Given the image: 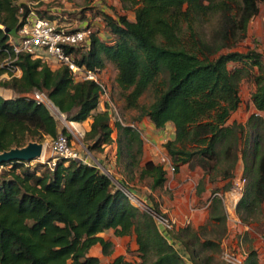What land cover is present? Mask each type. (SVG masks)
Listing matches in <instances>:
<instances>
[{"label": "trees", "instance_id": "obj_1", "mask_svg": "<svg viewBox=\"0 0 264 264\" xmlns=\"http://www.w3.org/2000/svg\"><path fill=\"white\" fill-rule=\"evenodd\" d=\"M118 1L122 8L134 11V18L99 10L108 37L100 38L93 30L88 43L74 47L77 62L89 68L113 63L124 104L138 108L137 120L146 115L156 127L173 123L174 136L163 146L175 170L179 163L194 161L205 166L217 160V143L222 138H232L235 143L242 127L235 121L226 123L240 102L242 69L230 67V62L258 67L250 94L255 110L264 112L262 53L255 48L231 49L245 36L262 0H234V7L226 0ZM228 9L234 11L229 14ZM29 11L26 3L0 0V58L14 55L8 42L10 29L16 31ZM208 11H222L213 30V37L220 38L215 43H209L194 26L195 20ZM223 48L228 50L221 51ZM13 64L18 65L20 74L0 78V85L21 94H0V151L40 141L45 135L54 139L59 131L71 139L65 127L58 129L46 105L24 94L37 87L46 90L67 120L81 122L91 116L85 135L93 140V146L110 144L115 131L117 159L124 153L125 167L129 171L136 167L139 178L150 177L151 188L164 184L167 177L162 164L152 158L142 160L143 139L138 127L113 121L108 107L97 108L98 83L74 80L65 65L53 69L28 52H20ZM4 71L8 69L1 65L0 73ZM161 73L165 76L155 99L148 105L141 104L139 97ZM252 115L263 119L259 113ZM230 146L225 147V156L231 152ZM31 161L0 162V168L9 167L0 172V264H183L180 252L167 237L181 239L174 227L164 233L152 213L133 204L100 167L60 158L53 168L40 172L42 163ZM243 162L248 180L236 211L245 210L248 216L264 201V149L260 151L258 142L244 152ZM119 181L129 186L125 178ZM210 204L208 219L224 223L221 198L214 195ZM149 205L165 215L156 203ZM109 228L117 236L134 234L139 260L120 253L102 263L98 255L90 253L96 244L103 255L113 252V242L101 234ZM193 236L198 240L196 234ZM182 242L190 249L193 264H205L197 261L199 253L188 241ZM200 245L203 248L216 243L205 239ZM242 264H260L255 249L247 250Z\"/></svg>", "mask_w": 264, "mask_h": 264}, {"label": "rangeland", "instance_id": "obj_2", "mask_svg": "<svg viewBox=\"0 0 264 264\" xmlns=\"http://www.w3.org/2000/svg\"><path fill=\"white\" fill-rule=\"evenodd\" d=\"M226 1L231 6H235L234 0ZM22 2L26 3L34 12L55 18L57 22L59 19L60 22L70 23V26L89 21L97 35L100 38H106L107 30L101 23V12L98 6L91 4V0H17V3ZM97 4L105 5L114 14L125 13L128 18H134V11L130 8H122L118 1L98 0ZM262 10H264V0L259 3V11ZM233 11L234 9H228L226 12L231 14ZM221 12L208 11L200 15L194 22L195 29L209 43H215L220 40L218 37H213V30L220 22ZM259 28V21H249L245 36L239 39L231 49L245 51L248 48H255L262 53L261 60L264 63V35L257 36ZM228 31L231 33V29ZM225 50H228V48L221 49V51ZM2 58H0V62ZM49 65L54 66V69L56 67V63L53 62H49ZM229 66L240 67L242 69L239 80L240 102L236 110L231 112L226 122L231 123L235 121L242 124V127L238 129L236 142H232V138L227 141L222 138L217 143V150L219 151L218 159L209 161L205 166L194 161L193 163H179L178 170L171 173L166 172L167 179L161 186L151 188V178L148 176L139 178L136 167L132 171H129L125 167L124 153L119 157V160L117 159V133L115 131L112 133L114 140L110 144H104L101 147L93 146V140L86 138L85 135V131L89 129L88 123L91 121V116L87 117L84 122L81 121L80 127H78L80 130H83V134L75 136L70 131V137L72 138L74 147L83 154L90 151L94 157L99 159L102 165L110 169L109 174H111L110 177L115 184L118 185L119 178H125L128 181L129 188L147 203H156L162 212L164 210L165 212L163 213L174 221L173 231L177 235L179 234L181 238L178 240V238L174 237L175 242H177L175 248L179 244L180 246H177V248L181 247L184 250L183 256L181 255L183 264H193V261L190 256V249L186 248L182 241H188L196 249L199 253L196 256L197 261H202L205 264H227L221 256L224 245L225 243L228 244V242L232 244L240 236L242 250L246 252V255L247 250L253 248L257 253L259 263L264 264V201L261 203L260 208L251 215L246 216L247 214L243 209L242 212L236 211L237 202L242 196L248 180L244 173V152L248 153L255 142L259 143L260 151L264 149V112L261 111L263 119L262 117L252 115L255 107L250 94L255 86L254 76L258 71V67L243 61L230 62ZM99 70L98 76L107 87V95L100 99L97 108L103 109L108 107L113 121L118 119L123 123L134 124L138 127L141 130L140 134L142 133L143 135V137L141 136L143 139V153L145 151L147 159L153 157L152 159L158 162L157 152L163 150L161 144L167 139H170V134L174 130L171 124L166 123L162 127H156L146 115H143L140 120H137L136 117L139 114L138 108L126 107L124 104L121 90L115 81L117 70L114 64L107 61L104 67L99 68ZM164 76L165 73L157 76L158 79L156 82L148 86L142 93L139 97L141 104L148 105L155 99L156 91L162 88V78ZM0 78H9V75L4 71L0 73ZM1 90L2 86L0 85V94L5 97L21 94L12 89H8V93ZM62 113L64 117L60 114L58 117V114L53 112L58 129L62 130L65 127L66 131L69 132L67 126H65V123L69 120L65 118V113ZM160 134L161 136L159 137ZM40 141L43 142V160L41 158L40 160L34 159L31 163H42L39 168V171L42 172L49 167L48 161L52 163L53 160L58 161L60 158H57L52 150L51 144L53 141L51 136L45 135ZM230 142L232 144L230 146L231 152L225 156V147L231 145ZM232 152H235L234 156ZM8 168L7 165L2 166L0 172L7 171ZM227 172L230 175H226ZM243 178L245 180L242 183L241 193L239 194V189H235L236 187L233 188V185L237 179ZM233 194H239L236 202V197ZM214 195L221 198L225 214L224 223L221 221L214 222V220L208 219L210 203ZM235 214H237L241 222L240 224L237 222L238 220L234 219L233 216ZM243 217H248L246 219L248 221L244 220ZM193 234L197 235L198 240L195 241ZM109 235L111 236L112 233L104 234L105 237ZM205 239L212 240L216 243V246L207 245L202 248L200 242ZM119 253L124 254L126 258L139 260L134 234L117 236L113 242V252L109 255H103L99 251V257L101 262L104 263ZM205 257H209V259Z\"/></svg>", "mask_w": 264, "mask_h": 264}, {"label": "built area", "instance_id": "obj_3", "mask_svg": "<svg viewBox=\"0 0 264 264\" xmlns=\"http://www.w3.org/2000/svg\"><path fill=\"white\" fill-rule=\"evenodd\" d=\"M92 31L93 28L91 27L89 21H85L83 24L78 23L70 26V23L60 22L59 19L57 22L55 18H50L48 15L39 14L38 12H34L30 9V11L25 16L22 25L16 31H14V33H9L8 42L13 50L14 55L11 56V54L8 53L7 56L1 59L0 63L3 66L5 65V67L8 69V71L5 72L8 73L9 77L11 75L20 74L21 70L18 65L13 64V60L17 58L20 52H28L32 57H40L42 60L47 61L48 64L49 62L56 63V67H58V65H65L74 80L92 79L98 83L100 85V99H102L103 96L107 95V87L98 76V72L100 71L99 68H89L85 64L78 63L74 53V47L89 42ZM51 68L54 69V66H51ZM24 94L37 103L46 105L52 114L53 112H56L58 117L59 114L64 117L62 111L57 108V106L49 98L45 89L34 87L32 90L25 92ZM254 112L261 114V112L257 110ZM65 126H67L69 132L71 131V133H73L75 136H78V134H83V130L78 128L80 127V122L78 121L69 120L65 123ZM52 141L53 143L51 142V147L57 158H74L82 162L95 164L98 167L103 166L104 172L111 176V174H109L110 169H108L105 165H102V162L94 157L90 151L84 154L78 151L73 145L72 138H68L67 133L59 131ZM157 156L158 162L162 164L166 172L171 173L176 171L175 165L165 149L159 150L157 152ZM40 158L43 160L42 154L35 160H40ZM55 163V160H53L52 163L48 161L50 168H53ZM244 180L245 178L237 179L233 185V188L236 187L239 189V194L241 193V187ZM118 182V186H120L127 193L130 201L133 204L147 209L152 213L159 226L163 229L164 233L167 229H172L174 227V221L169 216L156 212L152 207H150L149 203L143 200L132 189L124 186L120 183V181ZM237 198L238 195L235 199V202ZM233 217L234 219L238 220L237 222L239 224L241 223L237 214H235ZM167 237L170 242L173 240V238L168 234ZM240 237L235 239L232 244L228 242V244L225 243L224 245L221 256L222 259L228 264H242L244 261L246 252L242 250Z\"/></svg>", "mask_w": 264, "mask_h": 264}, {"label": "crops", "instance_id": "obj_4", "mask_svg": "<svg viewBox=\"0 0 264 264\" xmlns=\"http://www.w3.org/2000/svg\"><path fill=\"white\" fill-rule=\"evenodd\" d=\"M97 1L98 0H91V4L92 5H94V6H98V8H99V10L100 11H105L106 13H109V14H112V15H115L110 9H107V7L105 6V5H100V4H97ZM118 0H114V2H117ZM119 2V1H118ZM131 19V18H130ZM133 19V18H132ZM252 20V22L255 20L256 22L257 21H259V23H260V28L258 29V35L257 36H262V35H264V27H263V21H264V10H262V11H259L258 13H256V15H254L251 19H250V21ZM101 23H102V25H103V20L101 21ZM103 27H104V25H103ZM107 33V35H105V37H108V32H106ZM104 36V35H103ZM8 89L10 90V88H2V90L1 91H3V92H6V93H8ZM150 120V119H149ZM84 122V121H83ZM151 122V121H150ZM81 123V122H80ZM166 123H168V124H171V126H172V128L174 129V126H173V123L171 122V121H168V122H166ZM88 125H89V123H88ZM140 132H141V130H140ZM141 136L143 137V135H142V133H141ZM149 136H150V134H149ZM161 136V134L159 135V137ZM173 136H174V130H172V132H171V134H170V138H173ZM158 137V138H159ZM159 140H161V139H159ZM162 142V141H161ZM114 143V142H113ZM161 147H162V149H165L164 148V146H163V144H161ZM142 155H144V156H142V160L144 161V160H146L147 159V155H145V151H144V153L142 154ZM149 158H151V157H149ZM153 158V157H152ZM163 212H165L164 210H163ZM111 230V231H110ZM112 233V235L110 236H106L107 238H109L112 242H114L115 240H116V237H117V235H114V233H113V229L112 228H109V229H106V230H104V231H102L101 232V234L102 235H104L105 233H107V234H111ZM122 236H124V235H122ZM171 243L175 246V244L177 243V242H175V239L173 238V240H171ZM177 246H180L179 244L178 245H176V249L180 252V254L182 255L183 253H184V250L183 249H181V247H179V248H177ZM99 251H100V246L98 245V244H96V245H94L92 248H91V250H90V253L91 254H95V255H98L99 256ZM120 254V253H119ZM116 255V254H115ZM114 255V256H115ZM183 256V255H182Z\"/></svg>", "mask_w": 264, "mask_h": 264}, {"label": "water", "instance_id": "obj_5", "mask_svg": "<svg viewBox=\"0 0 264 264\" xmlns=\"http://www.w3.org/2000/svg\"><path fill=\"white\" fill-rule=\"evenodd\" d=\"M10 31L14 33L13 29H10ZM42 147H43V142L41 141H29L27 144L23 146H14L9 149H5L3 151H0V162L10 161L13 159L27 160V161L36 159L39 156H41L43 150ZM100 167H102L101 169L104 171V167L103 166Z\"/></svg>", "mask_w": 264, "mask_h": 264}, {"label": "bare ground", "instance_id": "obj_6", "mask_svg": "<svg viewBox=\"0 0 264 264\" xmlns=\"http://www.w3.org/2000/svg\"><path fill=\"white\" fill-rule=\"evenodd\" d=\"M43 148V147H42ZM43 151V150H42ZM42 155H43V153H42ZM235 189H238V188H235ZM237 191V190H236ZM234 195V197H237V195H239V194H233ZM232 195V196H233Z\"/></svg>", "mask_w": 264, "mask_h": 264}, {"label": "clouds", "instance_id": "obj_7", "mask_svg": "<svg viewBox=\"0 0 264 264\" xmlns=\"http://www.w3.org/2000/svg\"><path fill=\"white\" fill-rule=\"evenodd\" d=\"M79 122V121H78Z\"/></svg>", "mask_w": 264, "mask_h": 264}]
</instances>
